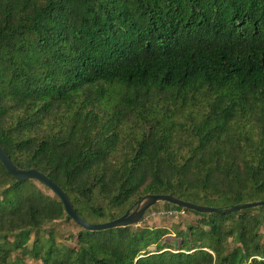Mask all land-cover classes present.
<instances>
[{"label":"trees","instance_id":"trees-1","mask_svg":"<svg viewBox=\"0 0 264 264\" xmlns=\"http://www.w3.org/2000/svg\"><path fill=\"white\" fill-rule=\"evenodd\" d=\"M0 144L89 223L149 194L264 201V0H0ZM157 204L194 217L176 245L138 223L86 231L0 163V264H264V205Z\"/></svg>","mask_w":264,"mask_h":264},{"label":"water","instance_id":"water-1","mask_svg":"<svg viewBox=\"0 0 264 264\" xmlns=\"http://www.w3.org/2000/svg\"><path fill=\"white\" fill-rule=\"evenodd\" d=\"M0 163L4 169L17 182L27 180H36L46 186L61 201L68 219H71L78 226L86 231H101L111 228L134 225L141 221L146 210L158 202H168L170 204L193 210L199 213H231L246 208L258 207L264 205V201L248 202L241 205H234L227 209H220L209 206L196 205L191 202L183 201L170 195H145L135 203L133 211L127 210L122 216L105 223H89L85 221L73 208L68 195L56 183L49 179L45 174L37 169H20L10 159L4 148L0 144Z\"/></svg>","mask_w":264,"mask_h":264},{"label":"rangeland","instance_id":"rangeland-1","mask_svg":"<svg viewBox=\"0 0 264 264\" xmlns=\"http://www.w3.org/2000/svg\"><path fill=\"white\" fill-rule=\"evenodd\" d=\"M135 205L130 208V211H133ZM193 215L189 214H181L180 212L166 210L162 204H157L151 209H148L141 221L136 225L139 227H149V228H166L170 231V234L164 237V242L172 243L176 245L174 242V233L176 230H184L185 226L183 221L193 223ZM48 230L53 231V235L58 243H62L64 246H72L73 241L69 240V235H73L78 232L79 228L75 226L72 222H57L48 226ZM34 241V237H32L27 244L28 249L31 248V244ZM153 250V247L151 248ZM14 258V253H12V259ZM24 262L26 264H38L32 262L29 257L24 258Z\"/></svg>","mask_w":264,"mask_h":264},{"label":"built area","instance_id":"built-area-1","mask_svg":"<svg viewBox=\"0 0 264 264\" xmlns=\"http://www.w3.org/2000/svg\"><path fill=\"white\" fill-rule=\"evenodd\" d=\"M181 214H184V211H180Z\"/></svg>","mask_w":264,"mask_h":264}]
</instances>
